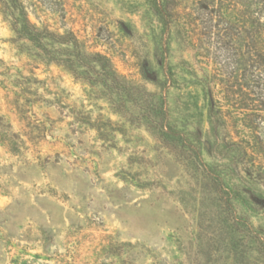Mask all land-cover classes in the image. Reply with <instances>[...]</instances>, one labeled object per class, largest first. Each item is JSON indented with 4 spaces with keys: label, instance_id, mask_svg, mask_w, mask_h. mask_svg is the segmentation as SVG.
Here are the masks:
<instances>
[{
    "label": "rangeland",
    "instance_id": "374dc122",
    "mask_svg": "<svg viewBox=\"0 0 264 264\" xmlns=\"http://www.w3.org/2000/svg\"><path fill=\"white\" fill-rule=\"evenodd\" d=\"M24 3L37 24L108 55L127 92L18 50L0 14V264H264L247 229L264 225L250 207L264 202V84L251 87L249 66L202 21L169 30L162 62L145 0ZM179 9L204 15L194 0ZM211 74L234 90L225 99L215 86L220 120L199 81ZM161 101L177 129L200 135L207 170L159 135ZM209 167L248 197L227 206Z\"/></svg>",
    "mask_w": 264,
    "mask_h": 264
},
{
    "label": "trees",
    "instance_id": "16d2710c",
    "mask_svg": "<svg viewBox=\"0 0 264 264\" xmlns=\"http://www.w3.org/2000/svg\"><path fill=\"white\" fill-rule=\"evenodd\" d=\"M156 22L160 26L158 45L161 61H164L166 40L169 30L177 24H187L188 27H197L203 23L204 35L213 37L219 45H223L228 54L234 56L236 62L249 66L253 71L251 87L259 88L264 84V0H194L204 13L200 22L193 15L189 18L182 17L183 11L179 9L184 0H145ZM0 14L12 31L10 42L20 51H25L40 62L54 63L70 72L74 78L90 85L98 84L111 93H116L119 98L127 92L126 81L122 79L115 68L111 58L95 50L81 39L72 29L59 32L47 24H37L29 17L28 7L24 0H0ZM188 15V14H187ZM187 20V21H186ZM186 25V26H187ZM192 30L186 33L190 35ZM243 69H246L245 67ZM170 71V69H168ZM232 73V72H231ZM230 74V73H229ZM172 77L168 72L167 77ZM232 75V74H231ZM242 76V74H241ZM166 77V80H167ZM200 84L208 105L209 120H220L217 114L218 101L213 100L215 86L225 99L234 93L228 78L222 80L216 74L204 75ZM158 120L159 135L171 143L188 145L193 157L205 169L206 164L201 160V137L197 132L179 130L168 118V113L161 101L155 110ZM216 147L220 141L214 140ZM210 146H215L210 142ZM212 178L219 190L221 198L227 206L230 200L237 197L246 199L245 192L236 185H231L228 172L209 167ZM207 170V168L205 169ZM231 172H237L236 168ZM255 211L264 213V202L252 201L250 204ZM257 252L264 261V225L248 226Z\"/></svg>",
    "mask_w": 264,
    "mask_h": 264
}]
</instances>
